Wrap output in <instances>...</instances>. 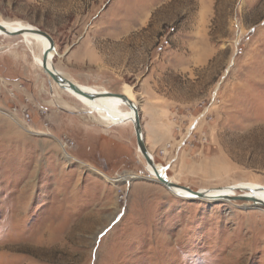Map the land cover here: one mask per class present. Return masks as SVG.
Listing matches in <instances>:
<instances>
[{"label":"rangeland","instance_id":"1","mask_svg":"<svg viewBox=\"0 0 264 264\" xmlns=\"http://www.w3.org/2000/svg\"><path fill=\"white\" fill-rule=\"evenodd\" d=\"M0 23L49 33L78 85L131 87L166 178L264 188V0H0ZM39 55L0 34V264H264L263 207L149 180L133 123L102 121Z\"/></svg>","mask_w":264,"mask_h":264},{"label":"bare ground","instance_id":"2","mask_svg":"<svg viewBox=\"0 0 264 264\" xmlns=\"http://www.w3.org/2000/svg\"><path fill=\"white\" fill-rule=\"evenodd\" d=\"M1 24L4 25L5 27L9 28L11 31L32 29V28H30L28 26H13V25H10V24H5V23H1ZM0 34L6 35L1 30H0ZM22 36L24 38H26V39L34 40V41H36L38 43L39 50H40V55L38 57V65L42 69V71H44V68H43V56H44L45 51H47L49 49L50 42L45 37L40 36V35L24 33V34H22ZM54 53H55V49L50 55L51 60L53 59ZM44 73H45V71H44ZM52 83H54L58 88L63 89L60 85L55 83L53 80H52ZM81 87L83 89H85V91L96 95V99L95 100H90L88 98H85V97H83L81 95H78V94L74 93L73 91H71L69 89H63V90L65 92H68V93L72 94L73 96H75L79 100L87 103L89 109H91L92 111L98 112V114L100 115V118L104 122H107L109 124H120V123L127 122V121L132 122V123L134 122L135 113L130 108L129 104L123 102L119 98H115V97L109 96L107 94V93H109L108 91H95V90H92L91 88H87V87H83V86H81ZM124 94L127 97H129V99H131L133 97L132 88L129 87V86H126L125 89H124ZM123 105H126L128 107V110L126 112H122L119 109V107H122ZM98 122H100V121H98ZM65 157L71 159V156H69L67 153H65ZM156 167H157V171L155 172V170L148 165L147 166V171H148L149 175L151 176L149 178V180H154V181L157 182V174H159L163 178H166V175L164 173V168L162 166L156 164ZM125 178L127 179V181H129V178L127 176H124L122 179L125 180ZM167 179L169 181L173 182L172 179H170V178H167ZM237 190L246 191V193L242 194V196H245L248 199H253L254 201H252V200H249V201H252L256 205H259V206L264 208V188L261 187V186H256V185H235V186H231V187H227V188H223V189L202 190V191L207 194L205 199H207L210 202V201H212L214 199H218V198L233 197V196H230V192L237 191ZM170 191L173 194H175V195H177L179 197L191 198L190 197L191 194L189 192L183 190V189H172Z\"/></svg>","mask_w":264,"mask_h":264},{"label":"water","instance_id":"3","mask_svg":"<svg viewBox=\"0 0 264 264\" xmlns=\"http://www.w3.org/2000/svg\"><path fill=\"white\" fill-rule=\"evenodd\" d=\"M0 30L8 36H20L24 33H30V34H35V35H40V36L45 37L50 42L49 49L47 51H45L44 56H43V68H44L45 73L55 83L60 85L63 89H69V90L73 91L74 93L81 95L85 98H88L90 100L96 99V95L85 91V89H83L80 85H78L77 83H75V82L71 81L70 79H68L67 77H65L61 72H59L54 67L50 55L55 49V40L49 33L42 31L40 29H26V30L11 31L9 28L5 27L1 23H0ZM107 94L109 96L119 98L123 102L129 104L130 108L134 111L135 118H134L133 125L135 128L138 149L142 153V155L144 156V158L147 162V165L152 167L156 172L157 171L156 163H155L153 156L151 155V153H150V151L146 145L145 139H144L143 128H142V124H141V117H140V110H139L138 106L135 104L134 101L129 99V97H127L125 94L112 93V92L107 93ZM157 182L161 183L162 185L167 187V189H169V190L183 189V190H185L191 194V196H190L191 198H204L205 199L206 195H207L206 193H204L201 190L200 191H193L189 187H185V186L173 183L172 181H169L167 178L161 177L159 174H157ZM223 199L230 200V201L231 200H242V201L252 200V201H254L253 199H248L247 197L242 196V195H240L238 197H226Z\"/></svg>","mask_w":264,"mask_h":264},{"label":"built area","instance_id":"4","mask_svg":"<svg viewBox=\"0 0 264 264\" xmlns=\"http://www.w3.org/2000/svg\"><path fill=\"white\" fill-rule=\"evenodd\" d=\"M46 113L47 112H46L45 109H40V114H42V115L44 114L45 115ZM11 114L14 115V116H19L20 115L22 117L23 121L27 125H32L33 122H34V118H33L32 112L27 107H21L20 109L15 107V108L12 109V113ZM49 127H50V122H45L44 123V128L45 129H49ZM31 132L35 133V134L38 133V132L32 131V129H31ZM41 134L47 135L48 133L47 132H41ZM64 143H65L66 146L69 145L70 144L69 139H65Z\"/></svg>","mask_w":264,"mask_h":264}]
</instances>
